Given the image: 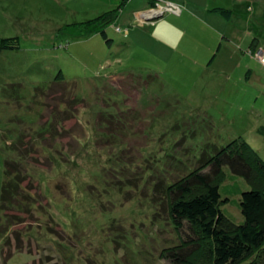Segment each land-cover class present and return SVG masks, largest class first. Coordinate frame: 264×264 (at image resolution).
<instances>
[{
  "label": "rangeland",
  "instance_id": "1",
  "mask_svg": "<svg viewBox=\"0 0 264 264\" xmlns=\"http://www.w3.org/2000/svg\"><path fill=\"white\" fill-rule=\"evenodd\" d=\"M150 1L0 0V38L22 44L0 54V264H170L162 253L187 235L157 184L239 137L264 159V45L219 49L229 25L208 13L234 1L231 26L264 44V0ZM114 9L111 45L85 32ZM11 84L22 89L7 96ZM20 155L36 205L3 217L6 162ZM226 208L242 217L238 200Z\"/></svg>",
  "mask_w": 264,
  "mask_h": 264
},
{
  "label": "trees",
  "instance_id": "2",
  "mask_svg": "<svg viewBox=\"0 0 264 264\" xmlns=\"http://www.w3.org/2000/svg\"><path fill=\"white\" fill-rule=\"evenodd\" d=\"M157 2L151 0L144 9L156 6ZM119 9L81 23L88 28H85V32H91L90 35L98 33L111 45L106 29L117 21ZM213 11L226 20L234 16V11L229 8H216ZM116 30L122 33L121 27ZM257 40H253L250 52L258 50ZM128 43L132 45L131 41ZM21 48L20 37L0 38V54L19 51ZM64 81L65 77L60 72L55 79V83H58L56 86ZM21 89V84H11L3 91L8 96L13 95L12 92L19 93ZM48 90H52V87ZM35 91L39 95L47 92L42 87H36ZM22 155L19 161L11 159L6 162V180L1 196L3 217L11 209L22 211L23 206L27 205L28 211H31L32 206L36 205L33 196L25 195L21 187L25 172L22 169ZM241 178L251 187L250 190L240 185ZM229 180L234 183L227 185ZM161 185L157 184L155 190L164 193L169 219L178 232L187 235L180 245L165 249L162 253V257L170 264H264V159L246 140L242 137L232 140L216 149L212 156H204L201 164L189 174L168 186L164 185L166 188H159ZM224 188L226 190L222 194ZM233 197L239 201L242 216L239 220L226 208L235 201ZM5 231L3 227L2 235Z\"/></svg>",
  "mask_w": 264,
  "mask_h": 264
},
{
  "label": "crops",
  "instance_id": "3",
  "mask_svg": "<svg viewBox=\"0 0 264 264\" xmlns=\"http://www.w3.org/2000/svg\"><path fill=\"white\" fill-rule=\"evenodd\" d=\"M232 3L234 4V1H232L230 4H228V3L224 4V2H222V1L216 2L214 4V6H212V7H210L208 9V13H212V12L214 13L215 11H213V10L216 9V8H229V9H232L234 11L233 7L235 6V4L233 6ZM215 13L217 15H212V16L214 17L213 22H215L216 25H217V23H219V24H222V26H225V22L229 25V27H228L229 30H225V31H221L220 32V35H219V40H220L219 47L222 48L224 40L230 41V42L233 41V42L241 43L240 45L242 46V48L245 49V52H247V51H251V49H253L252 48V43H253V40L256 39V38H258V40H257V49H260V48L263 47L264 44L262 42V37L260 38L258 36V32H255L257 34H256V36H254V38H252L253 30L246 31V29H244V28L243 29H240V28L234 29V27L231 26L230 23L234 22L233 18L234 17L238 18V16L236 15L235 12H234V16L230 20H226L225 18H223L217 12H215ZM263 18H264V16H263ZM258 23L262 24V22H260V21H258ZM151 27H154V25H152ZM217 29H219V28H217ZM97 35H99V34L97 33V34H95L93 36H97ZM92 37H90V38H92ZM220 37H221V39H220ZM131 44L133 45L135 43H133V41H131ZM221 48H219V49H221ZM213 50H214V47L212 48L211 54L208 57V59L211 57ZM215 57H216V54L214 55L213 59H215Z\"/></svg>",
  "mask_w": 264,
  "mask_h": 264
},
{
  "label": "built area",
  "instance_id": "4",
  "mask_svg": "<svg viewBox=\"0 0 264 264\" xmlns=\"http://www.w3.org/2000/svg\"><path fill=\"white\" fill-rule=\"evenodd\" d=\"M170 7L172 6V5H169ZM173 8H175L174 6H173ZM179 11V10H178ZM152 14V13H151ZM163 13H161V15H162ZM150 16V15H149ZM154 16V15H153ZM153 16H150L151 18L153 17Z\"/></svg>",
  "mask_w": 264,
  "mask_h": 264
},
{
  "label": "water",
  "instance_id": "5",
  "mask_svg": "<svg viewBox=\"0 0 264 264\" xmlns=\"http://www.w3.org/2000/svg\"><path fill=\"white\" fill-rule=\"evenodd\" d=\"M153 18V17H152ZM151 19V18H150ZM152 20V19H151Z\"/></svg>",
  "mask_w": 264,
  "mask_h": 264
}]
</instances>
